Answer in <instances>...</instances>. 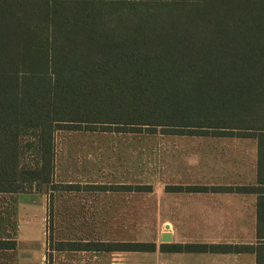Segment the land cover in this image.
Instances as JSON below:
<instances>
[{"label":"trees","instance_id":"obj_1","mask_svg":"<svg viewBox=\"0 0 264 264\" xmlns=\"http://www.w3.org/2000/svg\"><path fill=\"white\" fill-rule=\"evenodd\" d=\"M260 115L264 0H0V194L45 186L49 218L57 192L151 191L55 183L57 133L262 132L264 120L245 118ZM260 134L257 174L264 185ZM30 149L35 164L23 166ZM253 191L256 244H161L160 251L249 253L264 264V187ZM47 241L48 260L53 251L156 250L143 242H54L51 227ZM13 249L14 239L0 240V251Z\"/></svg>","mask_w":264,"mask_h":264},{"label":"rangeland","instance_id":"obj_2","mask_svg":"<svg viewBox=\"0 0 264 264\" xmlns=\"http://www.w3.org/2000/svg\"><path fill=\"white\" fill-rule=\"evenodd\" d=\"M239 104V103H238ZM231 110L234 109L231 103ZM190 137L165 134L60 132L56 134V182H99L106 188L149 184L150 193L114 191L57 192L49 218L45 186L30 194H0V240L14 239L16 249L0 251V264H208L207 255L163 254L161 234L174 243H200L190 218L176 215L160 183L171 180L175 167L190 164ZM188 159V160H186ZM25 151L22 165H34ZM110 190V189H108ZM182 204V202H179ZM168 225V230L165 226ZM57 241L154 243L155 252H51L46 257L48 228ZM170 244V243H169Z\"/></svg>","mask_w":264,"mask_h":264},{"label":"crops","instance_id":"obj_3","mask_svg":"<svg viewBox=\"0 0 264 264\" xmlns=\"http://www.w3.org/2000/svg\"><path fill=\"white\" fill-rule=\"evenodd\" d=\"M245 118L258 122L264 120L261 115ZM258 126H263V123H258ZM262 132L254 129H208L203 136H180L191 139L192 151L184 156L191 162L189 165H184L181 177H178L180 171H177L175 167L176 175L171 180L160 183V187L167 200L175 201L168 205L171 206L170 210L176 215L189 217L188 224L192 232L205 235L199 240L201 242L196 244H256V199L258 196L253 189L264 187L263 176L257 174L259 158L257 147ZM55 164L57 166V162ZM54 182L57 183L56 180ZM61 183L80 186L114 185L94 181L85 183L62 181ZM136 185L150 186L149 184ZM176 187H182L183 190L177 191ZM106 191H114V189ZM170 234L173 239L172 233ZM187 255H207L208 264H255L254 255L249 253L196 252Z\"/></svg>","mask_w":264,"mask_h":264},{"label":"water","instance_id":"obj_4","mask_svg":"<svg viewBox=\"0 0 264 264\" xmlns=\"http://www.w3.org/2000/svg\"><path fill=\"white\" fill-rule=\"evenodd\" d=\"M168 228H169L168 226H165V229H166V230H168ZM160 241H161L162 244H169V243H171V241H172V236H171V234L168 233V232H164V233H162V234H161Z\"/></svg>","mask_w":264,"mask_h":264}]
</instances>
